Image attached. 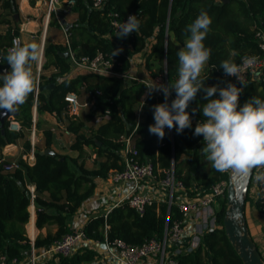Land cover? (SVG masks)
<instances>
[{
	"label": "trees",
	"instance_id": "trees-1",
	"mask_svg": "<svg viewBox=\"0 0 264 264\" xmlns=\"http://www.w3.org/2000/svg\"><path fill=\"white\" fill-rule=\"evenodd\" d=\"M9 1L2 3L3 8ZM74 1L72 12L76 14V20L67 26V33L69 48L76 57H93L97 52L113 56L115 49L122 48L123 51L113 57L120 64L116 69L127 72L130 57L144 51L145 68L150 73L153 56L165 59L166 85L174 84L178 79L177 51L190 35L185 31L186 26L193 23L201 11H207L212 24L204 44L212 51L207 71L201 77L205 80V86L219 84L224 87L230 81L237 87H243L239 97L240 106L255 96L264 99V71L260 79L248 80L244 87L219 67L224 60L239 64L244 56L260 54L255 32L262 28L264 0H106L103 10H94L90 0ZM17 12V8H14L10 14ZM109 12L121 17L136 15L141 22L139 32H133L123 39L118 38V31L114 32L109 26ZM55 20L51 14L48 26ZM67 50V46L57 44H49L44 48L45 63L42 69L53 67L56 72L48 78L40 77L39 87H53L38 92L36 101L34 94H30L14 119L20 122L22 130L29 131L34 102L37 114L55 113L60 118L68 111L63 99L67 93L80 94L83 91L93 106L84 122L67 116L66 130L74 135L70 150L78 153L77 158L40 154L43 149L51 148L52 133L46 130L43 132L44 148L34 147L35 160L32 165L21 158L16 161L18 168L13 171H4L0 165V256L10 259L23 260L32 249L34 252L47 250L54 241L72 230L68 221L94 195L95 181L105 180L110 170L121 169L120 153L124 145L118 139L121 135H130L134 129L133 140L139 161L151 162L155 175L160 178L164 177L162 171L172 169L175 180L187 191H191L195 182L201 191L193 190L192 193L203 195L226 176L213 169L211 163L209 175L201 172V157H205L201 149L205 145L203 136H194L193 133L197 122L204 119L201 106L207 101L203 100V92L197 94L187 109L190 114L193 108L197 109L192 114V127L181 134H177L175 128H165V137L159 140L148 129L149 125L155 123L152 106L164 102L161 92L145 99L142 105L139 99L146 86L141 82H124L115 77L83 72L67 78L65 76L71 70L69 57L60 55ZM6 56L7 53L3 51L0 64H7ZM213 98H218V93ZM172 99H175L174 91L169 103ZM139 108L141 116L137 120ZM99 111H109L110 120L90 135L82 134L84 123L91 121ZM8 123L5 120L0 126V154L5 146L23 138L22 130L19 133L10 132ZM84 147L92 148L96 158H100L96 168L88 169L84 162H79ZM30 149V144L25 142L24 153ZM4 162L11 161L4 159ZM31 187L33 192L30 191ZM218 205L219 209L215 212L217 227L201 237L199 246L193 252L178 256L177 264H242L223 229L225 198L219 199ZM30 206L34 207V226L39 231L33 243L25 231L30 218ZM256 207L261 210L259 203H256ZM167 208L166 200L153 203L140 216L123 201L108 213L90 216L82 229L91 242L103 244L107 239L141 245L149 239L161 238L166 224L171 226L174 221L181 220V213L175 205L170 207L167 218ZM50 225L56 226V232L43 235V229ZM27 228L32 231L30 226ZM98 258L99 250L86 246L78 249L70 258H60L59 264H90Z\"/></svg>",
	"mask_w": 264,
	"mask_h": 264
},
{
	"label": "built area",
	"instance_id": "built-area-1",
	"mask_svg": "<svg viewBox=\"0 0 264 264\" xmlns=\"http://www.w3.org/2000/svg\"><path fill=\"white\" fill-rule=\"evenodd\" d=\"M90 1L94 10H103L106 2V0ZM45 4L47 8V16L53 14L57 22L60 24V15L62 13H71L75 1L45 0ZM128 16L130 15L121 17L115 12H109L107 14L109 26L114 32H117L119 26L127 20ZM261 26L262 28L255 32V39L260 50V54L255 55L258 57V61L254 66L245 69L242 74L245 82L248 80L260 79L264 71V17ZM62 29L64 30L63 26ZM14 41L22 44L18 37L13 36L9 45L6 46L3 51L8 53V49L13 47ZM67 47L70 67L80 72L100 74L118 79H131L143 84L151 83L152 80L159 83H163L164 81L166 85V77H164V80L163 78L159 79L156 77L150 81L127 77V72H119L116 69L120 64L112 55L97 52L93 57H76L74 52L69 48L68 43ZM3 51L0 52V63L2 61ZM241 62L242 59L240 63ZM256 72L261 73V75L257 77L255 75ZM229 77L238 81L236 77ZM38 88L33 92L34 101H36L37 98ZM63 99L68 105L67 114L73 119H77L83 107H87L91 110L93 106V102L89 100L81 104L78 95L75 93H67ZM33 109H35V102ZM140 116L141 110L139 108L136 112L137 120H139ZM110 118L111 114L109 111H99L89 122H91L95 128H98L100 125L108 122ZM8 122V130L10 132H21L22 129L20 122L16 121L14 118L8 119ZM134 132L135 129L130 135H121L119 137L118 141L124 145L123 150L120 153L121 169L110 170L105 180L111 185H123L128 183L132 185V189L127 195L119 196V203L126 201L128 206L140 216H142L145 213V209L153 203H159L166 200L168 206L166 213L167 218L169 215V209L172 205L177 207L182 218L179 221H174L171 226L166 224L161 238L149 239L141 245L126 244L121 240L108 241L105 239V242L102 244L104 253L99 255L100 259L98 258L96 260L100 261L101 264H177L178 256L193 252L199 246L201 237L206 232L217 227L215 210L212 206L214 203H218L219 199L225 198L228 186V176L231 172L222 173L223 175H226L225 178H220L205 194H192L191 191H187L180 182L175 180L172 169L162 171L164 177L160 178L155 175V168L151 162L142 163L139 161L138 152L133 140ZM30 135L31 149L28 153L23 154L21 159L25 163L32 165L35 160L34 147L36 143L34 119L32 120ZM8 147V145L5 146L1 151L0 165L4 171L9 172L18 168V165L14 162H4V156L6 153L5 149ZM258 171H264V169L253 170L248 191L250 189L255 191V202L259 203L261 207L260 211L264 215V183H258L256 181L255 175ZM146 181H158L163 190L162 197L159 195L157 197L156 193H141L139 187L141 183ZM30 191L33 192V187L30 188ZM118 204H116V206ZM30 241L33 243L32 240ZM92 244L99 243L89 241L83 232V229H74L54 241L52 246L45 252L51 258L59 260L60 258H70L78 249L86 246L90 248L89 245L92 247ZM0 264H27V262L26 259H10L6 256H0ZM28 264H36V256L33 249L30 252Z\"/></svg>",
	"mask_w": 264,
	"mask_h": 264
},
{
	"label": "clouds",
	"instance_id": "clouds-1",
	"mask_svg": "<svg viewBox=\"0 0 264 264\" xmlns=\"http://www.w3.org/2000/svg\"><path fill=\"white\" fill-rule=\"evenodd\" d=\"M140 21L136 15L128 16L119 26L117 37L126 38L131 33L139 32ZM212 18L207 11H201L193 23L186 26L190 33L184 47L177 51L178 79L174 84L167 85L152 80L145 84L147 92L141 99L142 105L154 93L161 92L164 102L153 105L155 123L149 125V133L156 135L159 140L165 137V128H175L177 134L192 127V109H187L199 92H203V100L207 101L202 107L204 119L198 121L194 136H203L205 147L201 149L206 161L217 172H231L234 175L249 177L253 170L264 169V99L252 97L240 106L239 97L243 87L227 82L226 86L219 84L205 86L202 73L211 57V49L204 41L210 32ZM123 49H115L113 56ZM42 59V49L38 43L21 44L14 41L6 56L10 70L0 73V110L16 112L26 103L40 84L39 74L34 72L33 63ZM258 57L244 56L237 64L233 60H224L220 64L227 76L236 77L239 83L246 87L243 73L246 68L254 66ZM259 77L261 73L256 72ZM175 92V99L169 103V97ZM218 93V98H213ZM258 183H264V171L255 175Z\"/></svg>",
	"mask_w": 264,
	"mask_h": 264
},
{
	"label": "crops",
	"instance_id": "crops-1",
	"mask_svg": "<svg viewBox=\"0 0 264 264\" xmlns=\"http://www.w3.org/2000/svg\"><path fill=\"white\" fill-rule=\"evenodd\" d=\"M4 1L9 0H0V52L9 45L10 37L16 36L18 37L22 44L25 43H38L42 49V59L35 65L33 63V70L34 72L39 74V77L48 78L51 74L56 72V69L53 67H49L47 69H42L43 64L45 63V58L43 56L44 48L49 44H57L62 46H67L69 44V34L67 33V29L72 22L76 20V14L71 13H62L60 15V24L55 20L61 33L63 34V39L59 41H55L54 39L50 38L49 32L51 26H48L50 21V15L47 16V8L45 4V0H10L6 8H3L2 3ZM14 8H17V14H10V11ZM64 15V16H63ZM64 30L62 29V26ZM62 29V30H61ZM58 31V29H57ZM58 31V32H60ZM15 34V35H14ZM12 39V38H11ZM141 54L144 55V51L142 53L133 55L130 57V68L127 71V77L131 78H138L144 81H150L152 79L149 76H145V64L142 62L143 59L137 58ZM140 56V57H141ZM142 60V61H141ZM141 62L142 65L139 63ZM138 64L140 65L138 67ZM72 70V71H71ZM67 74V78H73L82 72L71 69ZM166 77V76H164ZM156 78V77H155ZM124 82L134 81L131 79H122ZM147 92V89L140 97L139 102L144 97V94ZM81 94H85L81 91L80 94H77L78 97ZM87 95V94H86ZM80 99V98H79ZM88 100V95L86 100H81L80 103L83 104ZM141 103V102H140ZM88 109L87 107H83L81 109L80 114L85 110ZM90 111V109H88ZM68 114L63 113L60 118H57L55 113H43L37 114L36 108H32V120L34 119V128H35V142L36 144L44 145V137L43 132L46 130L51 131V148L55 154L65 155L72 158H77V152L71 151L70 146L72 143L71 141L74 140V135L71 134L66 130V126L64 122ZM80 116V115H79ZM77 117V120L79 119ZM79 121H82L79 119ZM58 124L59 129L61 130L60 133H56L53 125ZM88 123V122H87ZM32 127V126H31ZM96 128H92L95 130ZM24 137L17 141L15 144L8 145L9 147L5 149L6 153L4 158L11 162H16L24 153L23 146L25 142L30 144V130H22ZM82 133V132H81ZM84 134V133H82ZM72 135V139L70 138ZM88 136L87 134H84ZM67 141V145L64 144ZM74 142V141H73ZM59 143H61L59 145ZM44 146L42 147V149ZM85 150V149H84ZM202 157H204L202 155ZM81 162V159L79 160ZM87 168V167H86ZM89 169V168H88ZM202 169V168H201ZM209 170H210V162H209ZM202 172V170H201ZM203 173V172H202ZM205 174V173H203ZM96 188L94 195L84 202L82 206L78 209L77 213L69 219L68 226L70 229H82L84 224L93 214H105L108 213L112 208L116 207V204L119 203L120 197L127 195L131 189V184H123V185H109L106 187L103 180L97 179L96 181ZM195 190H200V188L196 187ZM139 191L141 193L152 194L156 193L162 197V189L160 183L158 181H146L141 183L139 187ZM256 193L254 190H249L246 197L245 202V210H244V217L246 226L248 229V234L252 238L253 242L255 243L258 251L260 252L263 260H264V215L261 213L260 210L256 207ZM218 204V203H217ZM30 218L28 223L25 225L27 228L30 226L32 229V235H29V239H34L35 235L39 234V231L36 230L34 226L35 222V211L34 207L30 206L29 208ZM28 231V230H27ZM47 232L53 234L56 232V226L50 225L43 229L42 234L45 235ZM27 235V236H28ZM99 246H102L99 247ZM92 248L95 250H99V255L104 253V248L102 244H92ZM46 250H41L35 252L36 256V264H59V260L56 258H51L49 255L46 254ZM102 251V253H101ZM101 257V256H100ZM100 259V258H99ZM98 261V260H95ZM90 264H99L98 262H92Z\"/></svg>",
	"mask_w": 264,
	"mask_h": 264
},
{
	"label": "water",
	"instance_id": "water-1",
	"mask_svg": "<svg viewBox=\"0 0 264 264\" xmlns=\"http://www.w3.org/2000/svg\"><path fill=\"white\" fill-rule=\"evenodd\" d=\"M60 55L63 58H68L69 52L66 51L64 53H60ZM5 70H10V66L8 64H0V73ZM52 87L53 85L39 87L38 92L49 90ZM16 115L17 111L11 113L6 112V110H0V126L4 124L5 120L14 118ZM40 154L47 156L55 155L51 149H45L41 151ZM251 177L252 174L249 177H242L232 173L228 176V186L225 196L226 209L222 224L228 241L242 261V264H264V260L260 252L248 234L244 217L245 202ZM34 239L30 240L34 241Z\"/></svg>",
	"mask_w": 264,
	"mask_h": 264
},
{
	"label": "rangeland",
	"instance_id": "rangeland-1",
	"mask_svg": "<svg viewBox=\"0 0 264 264\" xmlns=\"http://www.w3.org/2000/svg\"><path fill=\"white\" fill-rule=\"evenodd\" d=\"M64 16V15H63ZM57 29H58V31H60V28H59V26L56 24V23H53L52 25H51V28H50V32H49V36H50V38H52V39H54L55 41H59V40H62L63 39V34L61 33V31L60 32H58L57 31ZM62 30V29H61ZM184 44H185V42L182 44V45H180V48H183L184 47ZM141 54L137 57V58H141V59H143V63L145 64V55H142L141 57ZM35 63V65H37V62H34ZM150 63H151V73L149 72V71H147V69L145 68V76H149V78L150 79H153V78H155V77H157V78H163V80H164V74H165V70H166V63H165V59L164 58H159V57H157V56H153L152 58H151V60H150ZM140 65H142L141 64V62L139 63ZM138 64V67L140 66ZM207 68H208V65H206V67H205V69H204V72L202 73V74H204L206 71H207ZM72 69V68H71ZM72 71V70H71ZM153 74H156V76H153ZM162 84H165L164 83V81H163V83ZM86 97H87V95L86 94H81V96H79V102L81 101V100H86ZM89 113V110L88 109H85L81 114H80V116H79V119L80 120H85V117H86V115ZM78 119V120H79ZM84 122V121H83ZM58 122L56 123V124H54L53 125V127H54V129H55V131H56V133H60V129H59V127H58ZM64 124H65V126L68 124V120H67V118H66V121L64 122ZM92 128H95L93 125H92V123L91 122H88L87 123V121L84 123V126H83V128H82V130H81V132L82 133H84V134H87V135H90L91 134V132L93 131L92 130ZM43 135V134H42ZM69 136H71L70 138L72 139V135H69ZM23 137H24V134H23ZM43 137H44V135H43ZM67 141L68 140H66L65 142L66 143H64V144H68L67 143ZM73 141L74 140H72L71 141V143H73ZM61 143H59V145H60ZM44 145L42 144V145H40V144H36L35 143V147H37V148H40L41 150H42V147H43ZM70 146V145H69ZM85 149V150H84ZM84 149H83V152L81 153V157H80V159H81V162H84V165H85V167H87V168H89V169H93V168H96L97 166H98V161L100 160V158H96V156H95V154H94V151H93V149L92 148H88V147H84ZM44 150V149H43ZM51 150H53V149H51ZM75 152V151H74ZM78 154V153H77ZM79 159V160H80ZM16 163V162H15ZM200 165H201V170H202V172L203 173H205L206 175H209V162L208 161H206V159H205V157H201V161H200ZM158 177H159V175H158ZM103 182H104V184H106L105 186L106 187H109V183L106 181V180H103ZM198 188V185L194 182L193 183V188L191 189V192H193V190H195V188ZM193 194V193H192ZM213 209L215 210V212H217L218 211V209H219V205L217 204V203H214L213 204ZM28 230V228H26L25 227V231H26V235H28V233L30 234V235H32V231L30 232L29 230ZM37 235H35V237H36ZM28 237H29V235H28ZM30 238V237H29ZM90 246V248H92L91 247V245H89ZM99 247H101L102 248V246H99ZM101 253H102V251H101ZM103 254V253H102ZM29 257H30V253L29 254H27V256L25 257V259H26V262H27V264H28V261H29ZM94 262H98L99 264H101L100 263V261H94Z\"/></svg>",
	"mask_w": 264,
	"mask_h": 264
}]
</instances>
